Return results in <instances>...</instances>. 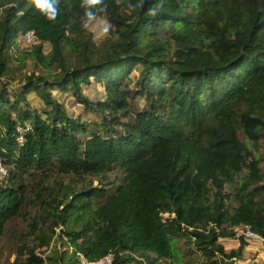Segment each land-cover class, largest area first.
Returning <instances> with one entry per match:
<instances>
[{"label":"trees","instance_id":"obj_1","mask_svg":"<svg viewBox=\"0 0 264 264\" xmlns=\"http://www.w3.org/2000/svg\"><path fill=\"white\" fill-rule=\"evenodd\" d=\"M103 15L117 37L96 44L85 24ZM28 31L34 48L11 53ZM29 58L47 71L0 87V245L25 221L9 264H237L250 242L220 239L264 237V0H0V78Z\"/></svg>","mask_w":264,"mask_h":264},{"label":"rangeland","instance_id":"obj_2","mask_svg":"<svg viewBox=\"0 0 264 264\" xmlns=\"http://www.w3.org/2000/svg\"><path fill=\"white\" fill-rule=\"evenodd\" d=\"M86 29L92 33L93 39L96 42V44H100L102 41H104L106 38L108 37H112L116 38L117 35H113L111 32V26L109 24V22L107 21L106 17L103 16H95L92 17L90 20H88L85 24ZM35 44H26L24 42V38L21 35V33L18 36V44L17 46L15 45L12 49H11V53H16L15 51L17 49H19V52L27 49L28 51L34 48ZM43 50L45 53H48L51 50V45L48 42H44V46H43ZM18 52V53H19ZM19 65V64H17ZM42 66L37 65L32 58H29L27 60V66L22 69L23 73L20 72V70H18V68H14L15 70V75H17L16 78L11 79V77H1L0 78V87L6 83L7 85H9V89L12 91L15 87H17V89L19 91L23 92V88H22V79L25 78L24 75L25 74H29L32 71H36L37 73H43L46 72L47 69L45 68H41ZM50 71V69L48 70V72ZM52 72V71H50ZM133 77L138 75V72H134ZM93 79V83H91L90 85H83L84 90L86 95H88L92 100L98 102V101H102L104 99L102 92L104 93V88L97 82H95L94 78ZM54 94L56 95V97H58L60 99V101H62L66 107L69 109L70 114L74 117H80L82 120H100L101 119V115L99 114H95L89 110H86L85 105L80 104L71 94V91H60L58 88H55L53 90ZM30 93H33L31 95V97L35 96V99L32 100V105L36 108L39 109H44L45 105L43 100L41 99V97L39 95H37V93L35 91L33 92H29L26 93L27 96L30 95ZM139 99V98H138ZM137 99V100H138ZM142 106V100H141V105ZM99 126L97 125L96 128H98ZM92 130L89 131V133ZM85 137V136H82ZM264 144V142H263ZM261 155L263 157V168H264V147H262L261 150ZM4 164V163H3ZM5 165V164H4ZM5 167L7 168V171H9L10 167H7L5 165ZM7 178V177H6ZM5 177H2L1 173H0V180H5ZM115 179H118L117 181H115ZM107 187L109 189V195L114 193L117 189V187L124 182V176L121 172L120 169L118 168H114L113 171H111L108 174L107 177ZM78 185H80V183H77ZM94 185H99V182L97 180H95ZM234 205H237L236 201H233ZM13 225H19V226H24L25 227V221L23 219H21L20 217L17 219H14L12 222L8 223L6 226V230H5V234L3 235V238L1 240V245H0V253H1V259H0V264H9L13 258H14V254H13V245H12V240L10 239V230L13 228ZM256 243V242H255ZM260 245L264 246L262 243L257 242ZM65 249H67L66 245L62 244L61 242H58L57 240L54 241L51 245V248L49 249V254H53L56 255L59 252L64 251ZM138 255V254H137ZM138 257V256H137ZM138 259L140 261H143V259H141L140 257H138ZM10 260V261H9ZM138 264V263H135ZM146 264V263H143ZM158 264H165L164 262L160 261Z\"/></svg>","mask_w":264,"mask_h":264},{"label":"built area","instance_id":"obj_3","mask_svg":"<svg viewBox=\"0 0 264 264\" xmlns=\"http://www.w3.org/2000/svg\"><path fill=\"white\" fill-rule=\"evenodd\" d=\"M24 38V42L26 44H35L37 42V37L34 33V31H28L23 34H21ZM0 173L2 177H7L8 171L5 165L3 164V161L0 158ZM236 231V238H244L246 241L249 242H260L264 245V237L256 232H254L249 225L244 226H238L235 228ZM112 263V257L111 255H108L107 257L97 261L96 263H89V264H111Z\"/></svg>","mask_w":264,"mask_h":264},{"label":"crops","instance_id":"obj_4","mask_svg":"<svg viewBox=\"0 0 264 264\" xmlns=\"http://www.w3.org/2000/svg\"><path fill=\"white\" fill-rule=\"evenodd\" d=\"M105 91V90H104ZM33 93H30L28 99L32 102L35 99L31 97ZM103 97L104 93L102 92ZM88 96V95H87ZM221 243L225 246V248H237L240 245V241L238 238H221ZM237 264H264V246L259 243L250 242L245 245L243 250V255L241 259H238Z\"/></svg>","mask_w":264,"mask_h":264},{"label":"clouds","instance_id":"obj_5","mask_svg":"<svg viewBox=\"0 0 264 264\" xmlns=\"http://www.w3.org/2000/svg\"><path fill=\"white\" fill-rule=\"evenodd\" d=\"M35 2H36V4H37V6L40 5V0H35ZM167 216H168V214H165V217H167Z\"/></svg>","mask_w":264,"mask_h":264}]
</instances>
